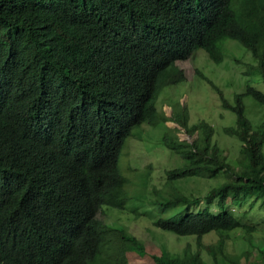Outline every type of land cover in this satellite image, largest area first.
<instances>
[{"label": "trees", "instance_id": "16d2710c", "mask_svg": "<svg viewBox=\"0 0 264 264\" xmlns=\"http://www.w3.org/2000/svg\"><path fill=\"white\" fill-rule=\"evenodd\" d=\"M226 38L251 51L256 64L244 73L264 85V0H0V264H127V251L146 255L135 235L98 213L129 208L130 196L115 191L128 180L121 152L136 127L169 121L156 102L165 86L186 79L176 61L202 48L219 63ZM207 80L236 114L224 132L242 144L239 166L213 125L189 126L182 114L177 122L191 134L201 129L203 139L164 136L186 161L167 171L168 183L226 180L202 198L176 188L151 200L140 194L150 211L139 214L200 244L163 249L157 264H264L263 247L261 262L226 250L231 232H256L248 212L260 209L264 223V123L254 125L243 102L249 95L264 104V90L249 82L231 102ZM213 232L220 238L202 249Z\"/></svg>", "mask_w": 264, "mask_h": 264}, {"label": "rangeland", "instance_id": "374dc122", "mask_svg": "<svg viewBox=\"0 0 264 264\" xmlns=\"http://www.w3.org/2000/svg\"><path fill=\"white\" fill-rule=\"evenodd\" d=\"M219 46L223 54V60L219 63L213 61L202 48L197 49L190 58L176 61L175 68L185 72L186 79L165 86L156 102L157 109L165 113L169 121L157 125L143 123L136 127L131 137L126 140L120 156V168L128 180L118 185L115 191L121 196H130L129 208L119 210L103 206L98 218L110 226L125 227L144 244L146 249L144 256L134 251L124 253L127 264H157L153 256L160 255L163 249L182 252L186 248L197 250L200 246L195 236H177L156 228L153 225L155 214H150L152 219L141 217L142 212L148 213L150 210L147 207L148 202L139 200L140 194L151 200L158 194H170L172 189L176 188L189 197L202 198L213 187L226 180V176L221 175L214 179L188 177L175 180L173 184L168 183L167 171L183 166L186 161L164 145V136L189 142L203 139L201 129L191 134L177 122L182 114L188 116L189 126L202 120L213 125L214 139L224 149L228 161L235 166L240 164L242 144L235 136L224 132V127L236 124V114L223 107L219 92L207 79L215 83L231 102L234 101L236 94L246 90L249 82L263 90L264 85L260 84L257 78L245 75L244 71L248 66L256 64V59L242 43L233 38H226ZM243 102L245 114L254 125L264 123V104H260L249 95L243 97ZM249 209L246 205L241 209V214ZM262 214L260 209H253L246 214L247 221L256 224L257 230L252 238H248L241 230L231 232L227 252L240 255L247 250L248 260L261 262L263 256L261 247L264 248ZM219 238L220 235L216 232L205 235L201 240L202 249L216 243ZM206 259L211 260L208 255Z\"/></svg>", "mask_w": 264, "mask_h": 264}]
</instances>
